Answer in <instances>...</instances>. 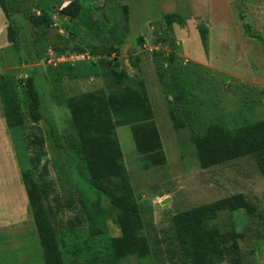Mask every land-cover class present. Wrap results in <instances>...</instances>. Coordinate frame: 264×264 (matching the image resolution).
I'll list each match as a JSON object with an SVG mask.
<instances>
[{
    "label": "rangeland",
    "instance_id": "obj_1",
    "mask_svg": "<svg viewBox=\"0 0 264 264\" xmlns=\"http://www.w3.org/2000/svg\"><path fill=\"white\" fill-rule=\"evenodd\" d=\"M70 1L6 0L10 18L0 6V82H15L23 116L21 125H8L0 91V264H47L44 238L56 239L66 264H264L260 161L246 154L203 167L194 141L214 122L231 131L264 122V0H81L98 18L93 27L91 13L89 20L70 21L59 13ZM43 9L54 23L33 30L24 10ZM106 48H115V68L125 72L122 84L111 88L109 65L101 59L110 57ZM28 76L40 99L36 121L33 98L21 86ZM100 89L146 94L163 162L138 151L130 125L107 130L88 124L84 137L78 134L67 99ZM106 132L119 138L142 220L136 249L123 258L107 250L111 236L122 233L121 181L93 180L79 152ZM238 193L254 212L217 210L206 226L218 245L196 260L197 242L189 237L181 244L187 237L174 215ZM41 207L52 235L36 224ZM87 208L98 215L95 222Z\"/></svg>",
    "mask_w": 264,
    "mask_h": 264
},
{
    "label": "trees",
    "instance_id": "obj_2",
    "mask_svg": "<svg viewBox=\"0 0 264 264\" xmlns=\"http://www.w3.org/2000/svg\"><path fill=\"white\" fill-rule=\"evenodd\" d=\"M0 6L7 17L10 18L12 11L9 10L6 0H0ZM59 13L68 17L69 21L82 15H86L85 18H87L88 14L91 13L90 24L92 27L95 26V21H98V18L93 15L94 12L85 8L81 0H71L60 8ZM24 14H26L27 20L34 28L33 30L39 27L50 28L54 23L52 15L46 9L40 12L24 10ZM168 17V21H172L171 15ZM86 20L89 19L87 18ZM10 27L13 30L12 25ZM74 34L71 30L70 36ZM70 36L69 38H71ZM69 44L67 43V47ZM95 49L92 50L93 53ZM114 51H116L115 48H111L107 52L106 48L105 52L110 57L101 58L103 64L107 63L109 65L108 71L112 77L111 79L109 78V88L116 83L122 84L125 78V72L115 68V66L120 64V61L114 58L115 56H112ZM21 82L23 83L21 86L24 87V91L33 98L30 104V115L36 121L41 117L37 88L32 76L22 78ZM0 91L8 125L10 127L21 125L23 116L20 93L15 82L11 78L4 77L0 82ZM104 91V89L87 91L68 97L67 104L74 111V124L78 134L84 137V128L88 124L92 128L107 127V130L112 129L115 125H130L138 151L141 154H148V160L154 164L163 162L164 156L160 152L162 150V138L146 94L143 95L138 90L129 92L127 90L108 95ZM194 141L203 167L219 164L238 156L254 154L260 161L264 171V122L246 125L235 131L227 129L221 122H214L207 127L205 134L195 136ZM91 144L92 147L90 144L82 143L79 152L83 156L85 165L93 180L105 182L111 179H118L121 181L120 195L117 196L116 202L122 207L119 215L122 233L118 236H111L107 250L114 257L123 258L136 249L134 239L142 227L139 206L134 198L130 176L121 161L122 147L119 138L110 134V132H106V134H101L92 140ZM87 145L90 146L87 147ZM91 148H94L95 153H90ZM24 180L26 184L29 182L25 173ZM30 198L34 201L32 194ZM97 201L94 203L96 204V210L98 214H102L100 203ZM224 207H230L232 210L246 208L248 213L254 212V206L246 201L241 193H238L224 201L219 200L205 206L193 207L174 215L175 224L181 228L187 237V239H180L181 244L183 246L187 244L189 237H192L197 242L194 246L196 260L200 251L210 255L213 251L215 252V248L218 245L216 244L215 233L212 230L208 231L206 221L214 217L217 210ZM42 208L39 211L36 209L34 215L36 224L44 234L52 235V226L43 214ZM90 210V208H87V216L91 222H95L98 215H92ZM97 233V229L93 228L92 235L95 236ZM42 242L46 248L45 257L47 264H66L56 239L46 240L44 238ZM199 243L201 246L198 248ZM93 261H90V263H94Z\"/></svg>",
    "mask_w": 264,
    "mask_h": 264
}]
</instances>
